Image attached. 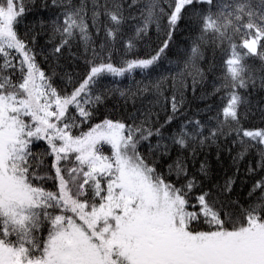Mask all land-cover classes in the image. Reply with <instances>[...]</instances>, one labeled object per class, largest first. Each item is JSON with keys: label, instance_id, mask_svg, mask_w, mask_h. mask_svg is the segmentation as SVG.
I'll return each mask as SVG.
<instances>
[{"label": "snow or ice", "instance_id": "1", "mask_svg": "<svg viewBox=\"0 0 264 264\" xmlns=\"http://www.w3.org/2000/svg\"><path fill=\"white\" fill-rule=\"evenodd\" d=\"M33 6L0 0V264H264V127L242 122L251 92L264 91V0H44L54 13L40 21L49 34L39 49L36 35L19 31ZM182 23L190 43L169 69L171 95L162 91L169 77L150 81L171 114L163 123L150 109L94 122L103 81L149 79ZM153 25L158 46L128 58ZM74 43L83 76L61 64ZM209 49L220 53L208 94L219 103L189 117L175 85L190 76L195 91ZM136 83L137 92L108 91H149ZM221 138L238 146L234 160L258 157L245 197L233 195V177L205 183L206 162L194 172L183 155L194 160Z\"/></svg>", "mask_w": 264, "mask_h": 264}, {"label": "trees", "instance_id": "2", "mask_svg": "<svg viewBox=\"0 0 264 264\" xmlns=\"http://www.w3.org/2000/svg\"><path fill=\"white\" fill-rule=\"evenodd\" d=\"M43 2L44 0H35V6L31 7L30 11L26 14L24 23L19 26L21 34L30 30V34L36 35L35 47L37 49L45 45L49 34L47 27H45L43 31L41 30L40 21L50 20L54 13L51 7L44 9L42 7ZM75 2L79 3V0H75ZM190 35L191 33L186 25L182 23L173 36V41L166 58L149 79H144L141 75H136L134 81L127 78H115V81L111 77L106 78L103 81L104 89H102L105 93V100L104 103L100 105L96 114V121L94 122H98L105 116L114 119H125L134 114H138V111L142 112L150 109L153 119H157L159 123H163L167 116L171 114V109L170 107L165 108L161 102H158L162 101L163 98L151 88L150 81H155L159 76L169 77L168 80L164 81L162 91L165 96L171 95L173 86L171 82L172 73L169 69H174L177 61L182 58L184 50L190 43ZM93 38L96 40L100 39L95 37L94 34ZM159 39L155 26H151L147 35H145L137 45L134 53H128V58H132L133 54L142 57L151 53V51L158 46ZM117 47L119 50L115 51L113 55L114 63H119L121 56L124 55L123 48L119 45ZM205 55L206 62L202 61L200 65L204 69V78L201 82L197 83L195 91L192 89V78L190 76L185 82L187 87L182 88L179 83L175 85L177 90L183 91L184 108L182 112L189 117L193 114H197L196 118L200 119L206 118V114L201 110L204 109L207 103H219L218 96H208V94L213 91L214 85L218 83L219 69L217 67V69L213 71L211 64L214 59L216 65H219L220 53H214L209 49L206 51ZM87 58H90V53ZM38 59L43 62L44 57L41 55ZM250 62L255 63L257 66L259 64V61L255 60V58H252ZM61 64L66 71L83 76L87 71L83 46L74 43L71 52H64ZM44 66L45 68L49 67L48 64ZM136 82H140V88H143L144 85H148L149 91L138 93L135 97L129 99L121 97L119 92L108 91V89L118 86L124 90L130 88L132 92H137L138 85ZM248 99L250 102V112L247 118L242 121L244 126L253 128L264 127V117L261 116V109H264V91L259 89L253 90ZM243 111L244 109L242 108V112ZM182 119L183 116L178 114L171 127L175 128ZM238 151V146L231 142V138L227 141L221 138L215 144L205 145L200 148L194 160L187 152L183 153V155L188 157V165L194 172L199 169L201 163L206 162L208 179L205 183L223 184L227 177H233L236 181L233 186V195L235 197H245L251 186L252 177L256 175L254 173H249L248 168L256 164L258 157L253 151L247 154L243 160H234ZM175 155L176 153L174 151L173 157H175Z\"/></svg>", "mask_w": 264, "mask_h": 264}]
</instances>
